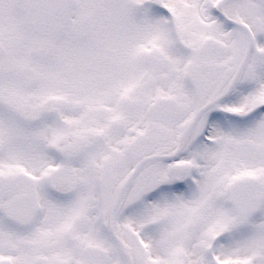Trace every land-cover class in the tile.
<instances>
[{
  "label": "snow or ice",
  "instance_id": "1",
  "mask_svg": "<svg viewBox=\"0 0 264 264\" xmlns=\"http://www.w3.org/2000/svg\"><path fill=\"white\" fill-rule=\"evenodd\" d=\"M0 264H264V0H0Z\"/></svg>",
  "mask_w": 264,
  "mask_h": 264
}]
</instances>
